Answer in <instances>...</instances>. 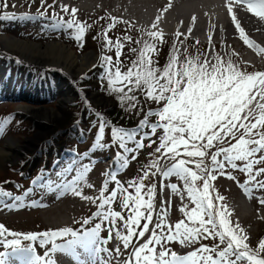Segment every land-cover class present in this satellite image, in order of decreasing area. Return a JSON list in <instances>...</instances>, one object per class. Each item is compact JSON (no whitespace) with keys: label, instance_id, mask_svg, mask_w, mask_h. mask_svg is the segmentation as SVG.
I'll return each instance as SVG.
<instances>
[{"label":"snow or ice","instance_id":"6c2138e0","mask_svg":"<svg viewBox=\"0 0 264 264\" xmlns=\"http://www.w3.org/2000/svg\"><path fill=\"white\" fill-rule=\"evenodd\" d=\"M57 6L64 15L55 11ZM3 7L7 9L8 4L5 2ZM40 7L41 17L53 10V29L73 30L78 42L91 27L77 19L75 7L58 5L57 0L51 4L41 0ZM171 7L170 0L163 11ZM224 8L239 39L264 59V47L250 38L239 19V12L244 10L264 22V0H226ZM32 18L7 12L0 16L8 20ZM100 19L111 21L103 31L102 48L107 52L114 49L116 57L115 62L111 55L100 58L101 79L107 81L109 94L115 93L124 111L136 115L144 112L137 93L144 97V102L159 107L144 112L143 119L133 129L111 126L100 112L95 113L99 120L98 146L109 147L103 139L105 129L110 127L112 144L120 149L114 167L103 174L106 179L98 196L84 194V188L94 187L87 181L92 164L82 163L75 153L63 170L56 173L55 180L41 173L32 181L33 188L23 196H13L0 189V208L10 211L46 207L42 202L28 199L36 188L57 192V199L70 193L96 205L97 209L82 222L76 221L81 224L79 230L64 227L22 233L0 223V246L5 249L0 251V264H12L13 260L19 264H57L56 254L71 257L75 264H264V238L255 247L252 245L247 231L232 219L226 197L214 183L223 176L240 185L231 169L245 175L246 180L240 186L250 198L252 192L264 191V179L260 178L264 177L261 166L264 165V71H248L251 65L239 59L234 50L218 52L213 42L215 24L209 25L207 33L209 50L196 48L195 55L189 49L199 45L200 40L192 36L195 44H185L193 27H188L186 33L177 30L175 37L180 46L174 43L167 63L158 67L154 56L159 55L158 46L167 43L159 27L161 16L152 23L153 30L141 29V39L135 41L131 35L117 37L115 41L109 37V31L119 23L134 28L129 21L111 16ZM196 23L197 17L193 16L191 25ZM125 42L140 45L139 49L131 48L137 58L127 71L122 70L120 59ZM85 103L88 104L87 98ZM153 117L155 122H150ZM146 148L151 149L147 153L149 161L141 167V174L125 186L118 179L119 171L128 167L129 157L136 160L138 153ZM157 177L160 192L168 189L171 195L180 198L183 219L174 224L168 221L171 198L158 201ZM172 177L179 183H165ZM117 201L120 211L113 208ZM259 203L264 205V199ZM88 225L92 226L84 227ZM103 232H107L106 237L102 236ZM110 242L115 247L109 248ZM174 243L185 248L199 247L179 254L170 247ZM37 246L45 249L43 255L38 254Z\"/></svg>","mask_w":264,"mask_h":264},{"label":"rangeland","instance_id":"374dc122","mask_svg":"<svg viewBox=\"0 0 264 264\" xmlns=\"http://www.w3.org/2000/svg\"><path fill=\"white\" fill-rule=\"evenodd\" d=\"M83 1L84 0H77L71 4L72 7L78 9L77 19L91 25V27L87 29L83 39L78 42L74 39L73 30L67 28L53 29L51 27L53 23L51 19L52 9H49L45 17H39L38 10L43 11L40 7L41 0H35L34 3L32 0H0V16L7 12L9 15L14 14L17 17L23 15L33 17L29 20L0 19V93H2L3 89H6V95H12L7 100H0V124H2V127H0V146H4L6 141H10L23 148L18 156L11 162L0 165V189L11 192L13 196H23L25 191L33 188V184L30 180L39 178L41 173H43L45 177H51L55 180L56 173L63 170V166L69 163L73 155L70 156L69 154H65V148L73 149L74 153L79 155L82 163L87 164L91 162L92 170L87 174V181L94 187L84 188V194L94 197L98 196L99 190L106 179L103 174L108 171V167V169L114 167V164L112 166L110 164L115 160L117 151H120L118 145L112 144L110 127L105 129L103 139V143L109 145V147L101 149L96 140L99 120L95 113L100 112L107 121V116L104 112L115 110L116 107H118L119 110L124 109L118 106L120 103L116 94H109L107 90V81L101 79L103 74V69L99 66L101 64V56L111 55L115 62V52L109 54L102 47L97 48L93 45V38L96 37L98 32L103 35V31L107 27V24L111 22L108 19L101 20L100 17L111 16L127 21L131 18L127 16L129 14L128 12L119 14L115 11V8L110 9V6H108L109 4L115 3L114 6H120V4L124 3L130 6L132 3L130 2L131 0H93L94 3L98 1L99 8L92 14H89V12L85 13L79 9ZM5 2L8 4L7 9L3 7ZM47 2L51 4L53 0H47ZM68 2H71V0H68ZM57 3L62 4V1L57 0ZM153 4L158 12L157 16H161L160 24L164 18V12L163 10H159L156 3H152V5ZM174 6L175 5H172L168 10L173 9ZM177 6H180V4H177ZM55 11L59 13V15H64L60 12L58 6ZM64 18L68 19L69 17L65 16ZM129 23L133 24L134 28H129L128 25L119 23L114 29L109 31V37L115 41L117 37L131 35L133 41H135L141 39V29L145 31L153 30H146L140 26L138 22L132 20L129 21ZM204 24L205 26L209 25L203 23L201 25L203 29L205 27ZM188 26H192L191 23L186 27ZM197 27L200 26L197 25ZM203 29L195 35L196 38H203L206 35ZM172 36L173 34H165L167 40L166 44L169 46H173L174 43L176 44V41H174L176 38ZM4 38L30 41L40 45L53 42L60 43L67 46L77 56L91 54L93 59H95L93 66L95 65L96 67L92 66L79 76L68 75L59 67L56 68L34 63L19 55H14L6 51L3 44ZM188 40L186 42L195 44V40ZM163 45L165 44L158 46L159 55L154 56L158 67H161L166 59L165 55L162 54L164 51ZM177 46H180L179 43ZM134 47L139 49L140 45L134 42L131 44L125 42L123 55L120 57L124 65L123 71H127V67L131 66V62L135 60L136 53L131 51V48ZM196 48L200 47L196 45V47L190 48V52L193 55L196 54ZM215 48L220 53L226 50L223 49L222 45H215ZM244 49L249 51L247 52L248 54L243 56L239 54L238 58L242 61H247L248 57H250L249 61L251 63L249 62V64L251 66L248 67V71H264V59H262L260 55L251 52V50L243 44L242 52ZM208 50L209 45H206L204 51ZM165 51L168 53V50ZM24 68L28 70H30V68H35L39 71L34 74L33 80H30L23 74ZM52 71H56L58 75L47 78V74ZM87 79L89 82L87 81L84 83ZM33 85L47 89L38 91L37 96V94H35L36 89L34 93L31 89ZM23 87L26 88L24 94H29V96H25L23 93L18 92V90ZM57 88L59 89L56 92ZM64 94L68 95V102L59 110L54 119H46L45 116L38 117L30 113L38 109L56 108L58 99ZM137 95H139V98L141 97L139 93H137ZM85 98H87L88 104L85 103ZM20 106L29 107L31 110L29 112L21 111L18 109ZM151 109L157 108L155 106ZM133 113L134 112L129 114L131 115ZM5 120H7L8 123H3ZM79 121L83 124L81 127H78L76 124ZM128 121L130 124V118ZM150 122H155V117L150 118ZM59 123L61 124L59 125ZM62 123H67V125L61 127L63 126ZM131 123L134 125L136 123L135 119H132ZM66 141L70 144L64 146ZM145 143H147V141H145ZM131 146L132 145H130V147ZM153 147H155V145ZM149 151H151V149L147 148L140 151L136 160H132L131 157H129L128 167L119 171L118 179L124 182L125 186H127V181L141 174V167L150 159L147 155ZM229 171L236 176L240 185L244 184L246 177L243 173L231 169H229ZM65 175L68 179H71V175L67 173H65ZM72 175H74V173ZM260 178L264 179V177ZM149 182L151 181H146V183ZM155 182L157 183L158 196V190L160 189L158 177ZM169 182L179 183L175 177H172L170 181H166L165 183ZM214 183L219 193L226 197V203L233 213L232 219L239 222L241 227L247 231L251 243L255 247L258 241L264 238V205L259 203L260 199H264V191H254L250 194V198L236 181L229 180L222 176ZM112 186L113 185H110V188ZM160 193V199L161 197L163 199H168L170 197L172 201L171 210L168 212L169 223L174 224L180 219H183V215L179 211V208L182 206L180 198L171 195L168 189ZM57 196V192H48L36 188L34 189V194L29 196L28 199L42 202L47 205L46 207H28L11 211L7 208H0V223L4 224L10 230L22 233L58 230L64 227H71L75 230H79L81 224L76 223V221L82 222L97 210L96 205L81 200L79 197H75L70 193L61 196L59 199H57ZM41 197H43L42 201ZM97 203H99V201H97ZM118 204L119 201L113 205V208L114 210L120 211ZM91 226L92 225H88L84 227ZM102 236L106 237L107 232H103ZM202 243L211 244L213 242L202 241ZM108 247H115V243L110 242ZM170 247L179 254H186L194 250L195 247H199V245L185 248L178 243H174L170 245ZM37 250L40 255H43L45 251V249L39 248L38 246ZM0 251H5V249L0 246ZM54 258L57 259V264H75L71 257L63 254H56Z\"/></svg>","mask_w":264,"mask_h":264},{"label":"bare ground","instance_id":"6f19581e","mask_svg":"<svg viewBox=\"0 0 264 264\" xmlns=\"http://www.w3.org/2000/svg\"><path fill=\"white\" fill-rule=\"evenodd\" d=\"M76 1L77 0H71V2H68L67 0L64 4L72 7L71 4ZM180 1L183 0H171V5H175L174 8L167 12L163 11L164 18L159 24V27L163 29L165 34L175 35L177 30L182 32H185L186 30L187 32L186 26L191 23V18L196 16L198 23L193 26V32L188 39H192V36L196 35L203 29L201 26L203 23L209 25L215 24L216 27L213 33V42L215 45H222L223 49L228 51L234 49L241 50L243 48V42L239 39L238 33H236L230 17L227 15L224 8L226 0H184L180 6H177ZM130 2L132 3L130 6L124 3L120 4V6H114L115 3L109 4L108 6H110V9L115 8V11L119 14L128 12L129 14L127 16L131 17H129V21L132 20L138 22L140 26L148 30L151 29L152 23L156 22L155 17L158 15L155 5H152V3H156L159 10H164L169 5L170 0H131ZM97 8H99L98 1L94 3L93 0H84L79 9L85 13L89 12V14H92ZM239 19L250 38L260 44L261 47H264V22H260L256 17H253L250 13H247L244 10L239 12ZM197 25L200 27H197ZM221 29H223V31H221ZM205 31L207 38L209 26L205 28ZM221 41H223V44ZM3 44L5 50L14 55H19L34 63L56 68L59 67L66 74L73 76H79L86 70H89L93 66L95 60L91 54L77 56L67 46L60 43L53 42L40 45L30 41L4 38ZM228 45H230L231 48H227ZM251 52L255 53L252 50ZM249 58L250 57L247 59L248 62H250ZM58 89L59 88H57L56 92ZM67 102L68 95L64 94L58 99L56 108L38 109L37 111H31L30 113L34 116H45L46 119H54L59 110L63 108ZM18 109L24 112H29L31 110L29 107L22 106ZM22 150L23 148L19 147L16 143L6 141L4 146H0V165L11 162ZM160 196L161 193L159 189L158 201ZM14 264H19V262L15 261Z\"/></svg>","mask_w":264,"mask_h":264},{"label":"trees","instance_id":"16d2710c","mask_svg":"<svg viewBox=\"0 0 264 264\" xmlns=\"http://www.w3.org/2000/svg\"><path fill=\"white\" fill-rule=\"evenodd\" d=\"M103 43H104V36L101 35V33L98 32L96 37L93 38V45L98 48V47H102ZM176 45H178V42L176 43ZM163 48H164V51L162 52V54L165 55L166 59L164 61V64L161 67H163L167 63L170 51L172 49V46H169L168 44H165V45H163ZM86 50H84V51H86ZM165 50H168V53H166ZM189 51H190V49H189ZM114 52H115V50L113 49V52L111 51V52H108V53L109 54H113ZM0 55H1V53H0ZM136 58H137V54L135 56V59ZM26 68H28V67H26ZM30 70L25 69V68L23 69L24 72H29L30 76H34V74H36V72L39 71L38 69H35V68H33V69L30 68ZM87 81L89 82V80L87 79L84 83H86ZM140 98H141L140 99L141 100V104H142V106L144 108V112H147L149 110V108H152V107H155V106H156V108L159 107V105H156L153 102H144V97L142 95H141ZM118 106H120V105H118ZM120 108H122V107H120ZM144 112H141L139 115H136L135 112H134L133 114L130 115L129 112H125L122 109L119 110V108L116 107L115 110L106 111V112H104V114L107 116L106 119L110 123L111 126L124 127L125 129H128V128L129 129H133V128H136L137 125L139 124L140 120L143 119ZM129 118H130V124H129V121H128ZM132 119H135V121H136V123L134 125L131 123ZM60 124L61 123H59V125ZM62 124H63V126H61V127H65L67 125V123H65V124L62 123ZM76 124L78 125V127H81L83 125L81 121H79ZM127 124H129V125H127ZM69 144L70 143L68 141H66L64 143V146L69 145ZM69 150H70L69 148H66V150H65L66 154H69V152H71Z\"/></svg>","mask_w":264,"mask_h":264}]
</instances>
